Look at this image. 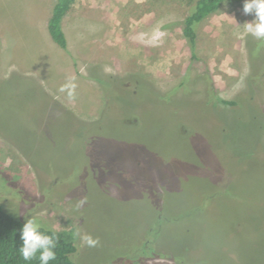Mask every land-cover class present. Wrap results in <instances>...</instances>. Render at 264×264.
<instances>
[{
	"label": "rangeland",
	"instance_id": "1",
	"mask_svg": "<svg viewBox=\"0 0 264 264\" xmlns=\"http://www.w3.org/2000/svg\"><path fill=\"white\" fill-rule=\"evenodd\" d=\"M192 2L75 0L62 49L54 0H0V203L69 232L81 264H264V39L225 0L191 60Z\"/></svg>",
	"mask_w": 264,
	"mask_h": 264
},
{
	"label": "trees",
	"instance_id": "2",
	"mask_svg": "<svg viewBox=\"0 0 264 264\" xmlns=\"http://www.w3.org/2000/svg\"><path fill=\"white\" fill-rule=\"evenodd\" d=\"M225 0H193L187 13L176 23L181 27L182 36L190 50L191 60L197 58L196 45H197V26L198 24L209 14L216 11L220 4ZM75 0H54L51 8L50 15L47 19L46 28L51 39L59 45L62 49H67V41L64 31L61 26L62 18L70 10ZM261 43V39L256 43L254 47L257 49ZM189 73V68L182 76V80L179 85L184 84ZM206 93L214 103H221L224 105L232 106L236 102L234 100H228L221 98L214 87L212 78L206 71L205 73ZM179 85L171 88L167 94H173L177 91ZM137 87V86H136ZM216 194H227L233 197L234 200L241 199L242 197L237 193V189L230 185L225 186L223 189L216 188ZM215 194V195H216ZM231 200V199H230ZM232 203H235L232 201ZM24 222L10 213L0 203V264H40L37 258L31 261H25L19 254L18 248L22 244L20 238V231ZM40 231L53 236L56 240V247L54 249L56 253V259L50 261L49 264H81L75 261L72 255L76 252L77 247L73 243L72 236L67 231H59L53 228H48L42 225ZM134 263V262H132ZM111 264H126L125 263H111ZM136 264V263H134Z\"/></svg>",
	"mask_w": 264,
	"mask_h": 264
},
{
	"label": "clouds",
	"instance_id": "3",
	"mask_svg": "<svg viewBox=\"0 0 264 264\" xmlns=\"http://www.w3.org/2000/svg\"><path fill=\"white\" fill-rule=\"evenodd\" d=\"M243 12L254 15L251 22L244 23V34H251L258 39H264V0H244ZM76 235L80 236L82 242L88 247H94L99 243V240L91 235H81L79 232ZM20 238L22 244L18 250L23 260L31 261L37 258V253H39L40 264H49L50 261L56 259L55 238L41 232L40 226L34 218L24 222L20 231Z\"/></svg>",
	"mask_w": 264,
	"mask_h": 264
},
{
	"label": "crops",
	"instance_id": "4",
	"mask_svg": "<svg viewBox=\"0 0 264 264\" xmlns=\"http://www.w3.org/2000/svg\"><path fill=\"white\" fill-rule=\"evenodd\" d=\"M62 20H63V18H62ZM46 23H47V21H46ZM61 25H62V21H61ZM45 27H46V25H45ZM63 29V28H62ZM65 34V33H64Z\"/></svg>",
	"mask_w": 264,
	"mask_h": 264
}]
</instances>
